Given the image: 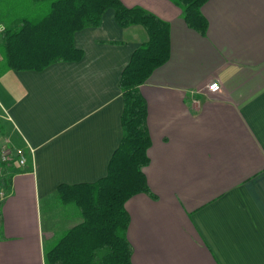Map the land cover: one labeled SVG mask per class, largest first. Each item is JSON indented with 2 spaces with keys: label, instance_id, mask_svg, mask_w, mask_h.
<instances>
[{
  "label": "crops",
  "instance_id": "obj_1",
  "mask_svg": "<svg viewBox=\"0 0 264 264\" xmlns=\"http://www.w3.org/2000/svg\"><path fill=\"white\" fill-rule=\"evenodd\" d=\"M121 1L170 25V58L140 87L155 197L126 205L134 264H264V0H209L205 35L170 0ZM5 3L4 30L43 14L17 1L11 18L4 7L15 6ZM148 41L144 27H120L110 9L75 35L79 62L1 72L0 144L9 139L27 161L3 166L12 180L0 190V264H46V247L82 222L59 188L107 176L123 138L120 79ZM214 81L220 91L207 93Z\"/></svg>",
  "mask_w": 264,
  "mask_h": 264
},
{
  "label": "trees",
  "instance_id": "obj_2",
  "mask_svg": "<svg viewBox=\"0 0 264 264\" xmlns=\"http://www.w3.org/2000/svg\"><path fill=\"white\" fill-rule=\"evenodd\" d=\"M31 1L42 7L43 14L14 20L2 32L0 64L5 71L42 72L54 64L79 62L83 52L75 47V35L98 28L110 9L120 27L140 25L148 32L149 41L135 51L120 79L123 138L108 174L94 184L59 188L61 203L75 205L82 222L59 236L45 254L46 264H134L126 205L137 195L155 197L144 172L150 164L151 139L140 87L170 58V25L141 7H126L121 0ZM170 1L182 10L190 29L206 34L208 22L202 8L209 0ZM11 180L7 171L0 176V190L9 189Z\"/></svg>",
  "mask_w": 264,
  "mask_h": 264
},
{
  "label": "built area",
  "instance_id": "obj_3",
  "mask_svg": "<svg viewBox=\"0 0 264 264\" xmlns=\"http://www.w3.org/2000/svg\"><path fill=\"white\" fill-rule=\"evenodd\" d=\"M4 30L3 25L0 24V32ZM219 81H214L207 87V93L214 94L220 91ZM12 161H18L19 164L25 165L27 158L25 150L22 148L15 147L9 139H5L0 144V173L2 172L3 166L9 164ZM5 196L4 192L0 191V201Z\"/></svg>",
  "mask_w": 264,
  "mask_h": 264
},
{
  "label": "rangeland",
  "instance_id": "obj_4",
  "mask_svg": "<svg viewBox=\"0 0 264 264\" xmlns=\"http://www.w3.org/2000/svg\"><path fill=\"white\" fill-rule=\"evenodd\" d=\"M17 1H27V2H31V0H6V3L4 4V6H15L14 4L17 2ZM13 3V4H12ZM0 8H1V5H0ZM14 9L13 10H9L7 9L6 7H4V11L6 13V15H8L9 17L11 18H15L19 15L20 11L17 9V7H13ZM1 10V9H0ZM1 72H3V64L1 63L0 64V74ZM5 173H4V169L2 168V172L0 173V176H4ZM74 207V206H73ZM75 208V207H74ZM53 247V246H52ZM52 247H46V252H48L49 250L52 249Z\"/></svg>",
  "mask_w": 264,
  "mask_h": 264
}]
</instances>
